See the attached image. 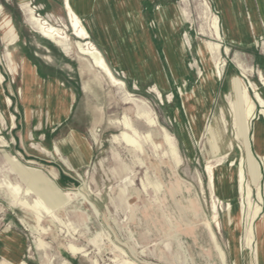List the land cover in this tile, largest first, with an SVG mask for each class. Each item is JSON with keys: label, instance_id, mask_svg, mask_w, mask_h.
I'll return each mask as SVG.
<instances>
[{"label": "rangeland", "instance_id": "rangeland-1", "mask_svg": "<svg viewBox=\"0 0 264 264\" xmlns=\"http://www.w3.org/2000/svg\"><path fill=\"white\" fill-rule=\"evenodd\" d=\"M0 2L4 8L0 15V73L4 77L0 81V175L9 174L14 162L27 171L29 180L15 172L10 180L22 186L21 200L32 204L39 192L27 193L28 189L52 185L63 219L58 223L39 210L47 229L42 234L37 209H24L9 191L0 189V235L17 234L25 241L24 258L16 263L4 258L0 264H64L65 260L69 264H128L126 259L136 264H264L260 227L264 212L251 224L255 230L250 243L246 228L248 214L259 199L258 185L264 195V152L254 140L258 126L264 127V114L251 89L259 109L254 121L246 123L243 106L247 101L241 102L236 85V78L254 83L264 98V80L259 75L264 74V14L259 0H102L107 13L113 9L120 25L119 40L129 52L131 74L113 71L126 84L122 88H128V99L143 102L158 121L149 127L142 118H130L139 132H150L162 144L159 153L145 144L144 154L120 138L114 140L122 126L111 127L108 118L119 115L122 104L117 100L115 110L110 111L113 86L81 74L83 55L68 27L63 0H31L30 6L37 7V16L64 29L68 55L36 31L19 0ZM48 13L56 16L50 19ZM215 15L222 38L211 29ZM4 16L10 19V27L4 25ZM209 42L221 43L220 57L225 63L221 78L216 77L217 58L210 53ZM49 55L52 62L43 57ZM24 58L37 65V74L26 73ZM88 64L92 66V61L87 60ZM59 82L76 94L64 132L63 126L57 128L64 118ZM5 96L12 100L8 107ZM96 106L105 112L100 123L93 119ZM9 113L16 117L14 126ZM95 124L99 125L97 138L91 133ZM73 126H83V136L93 148V158L85 166L71 152L68 155L76 167L66 154L55 153L56 144L66 143L70 135L64 137ZM162 127L177 146L179 166L169 153L164 154L168 146ZM59 135L64 139L58 140ZM242 159L246 177L240 186L237 172ZM77 191L89 201L76 195ZM39 237L49 242L48 250L39 247ZM71 241L89 254H70Z\"/></svg>", "mask_w": 264, "mask_h": 264}, {"label": "bare ground", "instance_id": "bare-ground-1", "mask_svg": "<svg viewBox=\"0 0 264 264\" xmlns=\"http://www.w3.org/2000/svg\"><path fill=\"white\" fill-rule=\"evenodd\" d=\"M21 1L23 4H25L24 5L26 7L25 9L29 13V21L36 28V31L39 32L42 35V37L49 39L53 43H56L57 45H59V47L61 49L64 50V47L65 48L67 47L64 44L65 43L64 39L66 38V36L64 35V29L60 28L57 25L50 23L49 19H45V18H42L41 16H37L36 11H35V8H37V7L30 6L31 0H21ZM259 3H260V9H261L262 13L264 14V0H259ZM205 4L207 7L206 18H208L210 5L207 2ZM65 5H66V9H67L66 18H67L68 27L71 29L73 36L77 38L75 45L78 49V52L81 55L87 57L88 60H91L92 65L96 68H99L108 77V79L113 84L120 86V87L125 86L126 84L120 78H118L116 76V74L114 73V71L112 70L111 66L109 65V63L106 60L102 51L92 41L91 35H90L83 19L80 18L72 10L68 0H65ZM3 9H4L3 5L0 2V15H2ZM3 20H4V25L10 27V19L7 16H4ZM210 24H211L212 31L218 36V38H222L221 30H220L221 24H220L219 17L215 15ZM65 27H66V25H65ZM10 30H11V28H10ZM227 36H233V35L227 34ZM208 47H209L210 53L214 57L217 58V61L215 64L216 77L221 78L222 77V68L225 64L224 61L222 60V58L220 57L221 43L209 42ZM259 75H260V79L264 80V74L260 72ZM3 79H4V77L0 73V80H3ZM59 84L61 86L60 92L64 98L63 99V111H62L61 115L66 116V115L70 114L71 107H72L73 103L76 101V96H75V94L70 92L68 90V88L65 87V85L62 82H59ZM236 85L238 88H240L239 99L241 100V102H242L243 98H246L247 105L245 107L243 106V112H244L246 123L248 125H250L251 121L254 118H256V115H257V112L259 109V104H258L257 100L255 99V97L252 96L251 89L254 90V92H255L254 94H256L255 95L256 98H258V101H260V105L262 106V110H261L262 114H264V98L260 95V92L258 90V86L254 83H250L248 85L247 83H245L240 78H236ZM4 100L6 103V107H8L9 105L12 104L11 98L5 96ZM137 114H138V117L144 119L150 127H155L158 125V121L155 119V117H153V115L151 114L149 109H147V110H145V109L140 110L139 109ZM15 119H16V117L14 114H12V113L8 114V120L12 124V126H14L16 123ZM116 123H118L119 125L122 126V130L119 133V137H114L115 141H117L118 138H120L127 146L132 147L139 154H144V152H145V146L144 145L145 144H151L156 153L157 152L159 153V150L162 149V144L155 142L153 139V136L150 132L141 133L134 127L133 122L130 119V117L128 116V114H126V113L123 114L121 117H119L117 119ZM162 129L164 131V134H163L164 135L163 136L164 142L168 146V151L167 152L164 151V154L169 153L175 159L176 165L179 166L181 164V158L178 154L177 146H176L175 142L173 141L172 136L167 133L165 128L162 127ZM254 140H255L257 146H259V148H261V150L264 152V148L261 147V146H263L262 144L264 143V127L258 126V128L254 134ZM69 152H71L72 156L75 158H78L80 156L79 161H81V163H83V165L89 164L91 161V144L87 141V139L85 137L79 135L76 132H72L70 134L69 139L66 141V143H63L62 141H60L55 146V153L66 154L68 156V158L70 159L72 165L76 167L77 165L73 162V158L68 155ZM141 162L143 163L142 160H141ZM208 170H209L210 183L212 185H214L213 172L211 171L210 167H208ZM14 172H18V173L22 174L23 176L25 175L21 171L20 165L18 163H14L13 168H11L10 171L8 172L10 175L7 173L3 174L2 176L0 175V189L9 191L12 198L16 202H19L20 205L24 209H28V210H34L35 208L37 209V211H38V222L37 223H38V226L40 227L38 229L40 231V233H42V234L47 233V229L41 223L43 217H41V212L39 210H42L43 212L48 213L52 218H54V220H57L58 223H63V219L60 217L61 215L58 214V211L60 209L61 204H60L59 200L56 201L57 199H56L55 194L53 193V188L51 186L48 188L42 187L40 190H38L35 186H32L30 189L27 190V193H29L31 190H35V191L39 192V196H38L35 204H32L28 200H21V195L23 193L22 186L20 184H17L15 182L11 181L12 179L10 180L11 173H14ZM252 176H254V174ZM245 177H246V173H245V168H244V159H242L241 164H240L239 169H238V172H237V179H238V181H240V186L242 185L241 183H242V181H244ZM240 189H239V193L241 194V191H243V190L242 189L240 190ZM249 190H250L249 194L252 197L253 192H252L250 187H249ZM258 190H259V194H258L259 199H258V202H256L257 203L256 207H255L254 211L253 210L251 211L252 212L251 215L248 214L250 217L248 219V224H247L246 228L248 230L247 232H248V242L249 243L253 237L251 232H252V230H255L254 227L253 228L251 227V224L256 219V217H258V215L260 217L261 214L264 212L263 207H262V204H264V195H263L261 185H258ZM40 192H41V194H40ZM76 195H79L80 197H82L86 201H89V199L79 191H77ZM46 198L49 199L50 202H47ZM250 203H251V201H250ZM91 205L94 209L95 214H98L99 211H98L97 207L93 203H91ZM245 212H246V210H245ZM208 226H209L210 232L212 234V237L214 239L215 245H216L218 251L220 252L221 257L225 258V253H224L223 249L221 248V246L217 242V238H216L215 232L213 231V228L211 227L210 224ZM260 227H261V230H264V215L262 216V220L260 221ZM14 237L17 240L18 235L15 234ZM11 240H13V239H11ZM38 244H39V247L45 251L51 247L49 242L45 241L42 237H39ZM68 248H69L70 254H72V255L83 254L84 256H86L89 254L87 252V250H85L83 247L76 245L72 241L68 244ZM117 248H119V247H117ZM122 250L123 249H121L120 251L122 252ZM122 253L124 254V252H122ZM125 262L128 264H136V263H134L128 259H126ZM20 264H27V263H26V261H20ZM64 264H69V261L65 260Z\"/></svg>", "mask_w": 264, "mask_h": 264}, {"label": "crops", "instance_id": "crops-1", "mask_svg": "<svg viewBox=\"0 0 264 264\" xmlns=\"http://www.w3.org/2000/svg\"><path fill=\"white\" fill-rule=\"evenodd\" d=\"M21 4L22 1L19 0ZM70 3V6L72 8V10L80 17L83 19L84 23L85 21H87L88 26L86 25L89 33L91 34V39L93 40V42L98 46V48L102 51V53L104 54L106 60H109L108 62L109 65L111 66L112 70L113 68L116 71H121L123 74H131V68L128 66V57L127 54L129 53L127 50V46L125 44V42H120L119 40V34L120 32V25L119 23L115 22V19L113 18V12H111V10L113 11V9H109V13H107L108 9L106 4L102 3V0H68ZM25 5V4H24ZM45 3H41L40 7L44 8ZM63 7L65 9V16L67 14V9H66V5H65V0H63ZM111 12V13H110ZM112 14V16H111ZM51 15V16H50ZM48 16H50V19L52 17H55L56 15L53 13H48ZM53 43V42H52ZM57 45V44H55ZM59 46V45H57ZM65 50L61 49L64 53H66V55H68L69 53V47L65 48ZM46 60L52 62L53 61V57L52 56H43ZM24 64L26 66V73L29 75L30 73L35 72V74H37V65H33L32 62L28 59V58H24ZM88 58L85 56H82L81 58V74L83 75H89L92 77H96V78H100L104 81H106L107 83H109L110 85L113 86L114 88V92H109V99H110V105H109V110L113 111L115 110V105L114 103L117 102V100H119V102L122 104V111L119 115L116 116H111L108 118V124L111 127H116L115 123L117 121V117L122 116L123 114H128V116L130 118L132 117H136V118H140L138 117V111L139 109H145L147 110L148 108L145 107V105L143 104V102H131L128 99V95L127 93H125V91L127 92L128 88L126 87V89H123L120 86H117L115 84H113L111 81L107 80V76L99 69L92 66H88L86 65ZM125 65H127L126 67H124ZM42 69V68H40ZM44 70L47 74L49 75H54L51 72H49L46 69H42ZM115 73V72H114ZM1 81V80H0ZM84 90L88 91L89 89V84L87 81L84 82ZM73 94H75L74 92H72ZM76 96V94H75ZM63 95L61 94V102L60 105L63 106ZM76 102V101H75ZM75 102L73 103L72 107H71V112L69 115L64 116L63 119H61L60 121H58L57 123V128L62 127V132H64L65 126L64 123L70 118V116L73 114L74 111V107H75ZM27 105V104H26ZM63 111V109H62ZM62 111L60 114H62ZM96 116L93 115V119L94 121L96 120L97 122H102L105 117H104V109L102 106H96ZM92 113V112H91ZM80 115V113H79ZM61 116V115H60ZM78 116V114H77ZM92 124V123H91ZM115 124V125H114ZM99 125L95 124L93 125V127L91 128V133L92 136L97 138V134H96V130H98ZM150 127V126H149ZM83 128L82 127H77V126H73L69 129L68 134L64 137H68L72 132H76L79 135L83 136V132L81 131ZM90 127L86 129H89ZM84 130V129H83ZM78 131V132H77ZM61 132V133H62ZM61 135H59L60 138ZM85 137V136H83ZM55 138L54 141L57 139ZM64 138H60L58 140L64 139ZM86 138V137H85ZM87 139V138H86ZM6 159L7 156H5ZM114 159H118L119 156L118 154L114 153L113 155ZM93 158V148L91 146V160ZM142 159L139 158L140 164L143 165L144 162H141ZM16 163V162H14ZM80 165L79 167L81 168ZM85 166V165H84ZM21 167V166H20ZM21 171L23 172V174H25L24 176H22L20 173H16L17 175H20L21 177H23L24 179H28L29 180V175L27 173V171L23 170L21 168ZM34 176V174H33ZM51 187H53L52 185H50ZM48 186V187H50ZM47 187V188H48ZM15 234H13L11 237L9 235H0V262L5 258L8 259L10 261L13 262H17L20 259L25 257V251H24V246H25V241L23 240V238L21 237V235H18L17 240L15 239ZM13 239V240H11ZM17 241V242H16ZM23 242V243H22ZM22 247V248H21Z\"/></svg>", "mask_w": 264, "mask_h": 264}]
</instances>
